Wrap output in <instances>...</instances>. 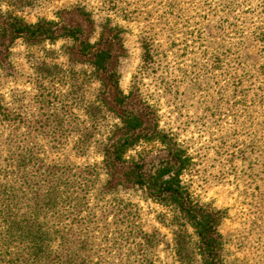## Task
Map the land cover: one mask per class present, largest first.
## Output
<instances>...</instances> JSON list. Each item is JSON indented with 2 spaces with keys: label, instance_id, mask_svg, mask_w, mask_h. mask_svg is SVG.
<instances>
[{
  "label": "rangeland",
  "instance_id": "rangeland-1",
  "mask_svg": "<svg viewBox=\"0 0 264 264\" xmlns=\"http://www.w3.org/2000/svg\"><path fill=\"white\" fill-rule=\"evenodd\" d=\"M113 1L124 9L118 18L108 16L100 0H0V27L9 17L29 24L58 22L76 5L95 15L96 23L108 17L122 30L115 38L122 47L116 70L125 94L137 77L139 41L147 39L154 62L139 77L141 98L161 128L187 142L196 164L195 195L225 213L224 264H264V74L256 75L264 73L257 37L264 33V0ZM108 90L102 73L76 55L71 39H17L0 54V111L27 116L32 129L27 141L41 157L59 167H94L89 194L94 211L108 203L125 208L144 233L155 236L148 252L154 264H184L176 256L178 236L189 242L192 264H199L193 229L175 209L137 187L104 190L102 146L121 127ZM7 139L0 128V165ZM161 156L157 147L145 145L129 151L127 160L156 165ZM105 224L103 234L112 238V219ZM119 243L116 256L126 253L127 245ZM121 258L109 262L120 264Z\"/></svg>",
  "mask_w": 264,
  "mask_h": 264
},
{
  "label": "trees",
  "instance_id": "trees-1",
  "mask_svg": "<svg viewBox=\"0 0 264 264\" xmlns=\"http://www.w3.org/2000/svg\"><path fill=\"white\" fill-rule=\"evenodd\" d=\"M100 2L110 17L118 18L124 12L116 1ZM70 9L58 22L29 24L9 17L0 27V54L6 43L17 39L30 43L71 39L76 55L102 73L109 88V104L121 122L118 135L102 146L107 176L104 190L137 187L152 200L171 206L193 229V250L199 264H224L221 251L226 237L221 225L225 213L195 195L191 178L196 164L187 142L173 130L161 128L158 116L141 98L139 77L154 62L151 44L144 37L140 39L138 78H133L125 94L116 70L122 47L115 38L122 30L108 17L96 23L95 15L82 6ZM257 37L262 38L264 48V33ZM22 127L25 131H18ZM0 128L8 132L9 146L0 165V264H111L113 256L124 257L120 264H154L148 252L156 243L155 236L144 233L125 208L108 203L94 211L89 199L97 176L94 167L75 169L47 163L40 149L27 141L30 121L19 111H0ZM145 145L157 147L162 154L156 165L143 159L127 160L129 151ZM108 219L115 228L112 238L103 234ZM120 241L127 245L126 253L116 256ZM175 247L178 260L192 264L189 242L178 236Z\"/></svg>",
  "mask_w": 264,
  "mask_h": 264
}]
</instances>
